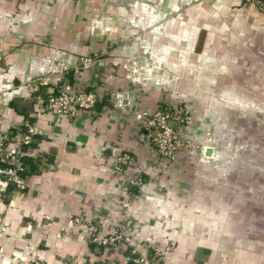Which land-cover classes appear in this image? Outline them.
<instances>
[{"label": "crops", "instance_id": "crops-1", "mask_svg": "<svg viewBox=\"0 0 264 264\" xmlns=\"http://www.w3.org/2000/svg\"><path fill=\"white\" fill-rule=\"evenodd\" d=\"M240 1L0 0V131L33 126L39 154L0 202V264H137L150 244L154 264H264V13ZM58 82L98 90L95 113L47 111ZM174 97L223 152L166 172L135 113Z\"/></svg>", "mask_w": 264, "mask_h": 264}, {"label": "built area", "instance_id": "built-area-1", "mask_svg": "<svg viewBox=\"0 0 264 264\" xmlns=\"http://www.w3.org/2000/svg\"><path fill=\"white\" fill-rule=\"evenodd\" d=\"M88 60L84 59L83 63ZM111 97L116 107L122 105L120 94L112 93ZM101 101L102 96L96 89H89L86 86H75L67 82H58L55 92L49 95L46 100L45 109L57 116L75 121L92 116ZM159 115V109L152 115H148L145 111L137 114V119L140 120L141 125L139 136L147 145L151 146L155 141L154 130L151 131L150 128L155 129L159 125V122H157ZM34 134L33 126L28 124L22 127H14V129L6 132L0 131V202L10 185L18 190L25 189L24 160L26 158L36 159L39 157L36 148L38 142L34 138ZM133 161L134 157L131 154L122 153L116 157L114 169L116 172H125L133 164ZM130 185L139 188L142 186V181L136 177L130 181ZM73 223L79 225L82 224V221L74 218ZM84 226L87 233L92 236L91 241L96 242L98 245L110 247L121 239V233L117 230L99 233L95 225L86 223ZM119 228L123 229L121 226ZM149 249L152 254L135 260L137 264L161 262L160 249L152 244H150Z\"/></svg>", "mask_w": 264, "mask_h": 264}, {"label": "rangeland", "instance_id": "rangeland-1", "mask_svg": "<svg viewBox=\"0 0 264 264\" xmlns=\"http://www.w3.org/2000/svg\"><path fill=\"white\" fill-rule=\"evenodd\" d=\"M244 7H254L264 13V0H241L238 6L233 8L236 10ZM115 93L120 94L114 91L113 94ZM176 98H166L154 112L150 113L142 109L135 113V120L140 124L137 114L145 111L148 115H152L160 110L157 121L159 125L155 129L150 128L151 131L154 130L155 135V141L151 146L156 152L161 170L166 172L174 169L185 171L188 165L197 166L199 159H206L207 147L211 151L210 157L215 158L223 152L222 143H218L214 138L211 129L202 128L206 125L205 121L195 118L191 106Z\"/></svg>", "mask_w": 264, "mask_h": 264}, {"label": "trees", "instance_id": "trees-1", "mask_svg": "<svg viewBox=\"0 0 264 264\" xmlns=\"http://www.w3.org/2000/svg\"><path fill=\"white\" fill-rule=\"evenodd\" d=\"M29 159H30V158H26V159L24 160V170H23L24 174L28 172V170H27V168H26V164H30V163H31V160H29ZM33 167H34V166H33Z\"/></svg>", "mask_w": 264, "mask_h": 264}]
</instances>
